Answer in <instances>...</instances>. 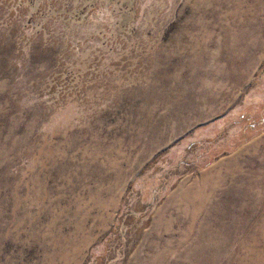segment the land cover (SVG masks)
<instances>
[{
  "label": "rangeland",
  "instance_id": "374dc122",
  "mask_svg": "<svg viewBox=\"0 0 264 264\" xmlns=\"http://www.w3.org/2000/svg\"><path fill=\"white\" fill-rule=\"evenodd\" d=\"M0 264H264V0H0Z\"/></svg>",
  "mask_w": 264,
  "mask_h": 264
}]
</instances>
